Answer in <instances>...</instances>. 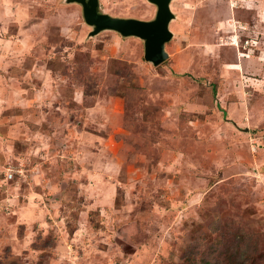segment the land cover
Returning a JSON list of instances; mask_svg holds the SVG:
<instances>
[{
	"label": "rangeland",
	"instance_id": "374dc122",
	"mask_svg": "<svg viewBox=\"0 0 264 264\" xmlns=\"http://www.w3.org/2000/svg\"><path fill=\"white\" fill-rule=\"evenodd\" d=\"M66 1L0 0V264H264V0H173L158 67Z\"/></svg>",
	"mask_w": 264,
	"mask_h": 264
},
{
	"label": "water",
	"instance_id": "95a60500",
	"mask_svg": "<svg viewBox=\"0 0 264 264\" xmlns=\"http://www.w3.org/2000/svg\"><path fill=\"white\" fill-rule=\"evenodd\" d=\"M148 1L157 7L155 18L148 21L111 16L101 9L100 0H67L66 2L82 7L84 21L92 28L91 37L104 31H113L124 38H138L144 43L145 60L158 67L169 57L166 44L173 39L170 25L176 16L171 7L173 0Z\"/></svg>",
	"mask_w": 264,
	"mask_h": 264
},
{
	"label": "trees",
	"instance_id": "16d2710c",
	"mask_svg": "<svg viewBox=\"0 0 264 264\" xmlns=\"http://www.w3.org/2000/svg\"><path fill=\"white\" fill-rule=\"evenodd\" d=\"M219 249H217V248L212 249L213 258L222 257L223 253H221V250H219ZM210 258L209 259L205 258V261L202 262L201 264H213L214 261H212V259H210ZM255 259H256V254H255L254 250L247 248V250L240 251L239 255L236 256V259H234V258L229 259L228 258V262H229V264H250Z\"/></svg>",
	"mask_w": 264,
	"mask_h": 264
},
{
	"label": "built area",
	"instance_id": "2783aa9c",
	"mask_svg": "<svg viewBox=\"0 0 264 264\" xmlns=\"http://www.w3.org/2000/svg\"><path fill=\"white\" fill-rule=\"evenodd\" d=\"M15 174H16L15 171L10 169L9 172L7 173V177L12 179L14 178Z\"/></svg>",
	"mask_w": 264,
	"mask_h": 264
},
{
	"label": "crops",
	"instance_id": "0c3cea01",
	"mask_svg": "<svg viewBox=\"0 0 264 264\" xmlns=\"http://www.w3.org/2000/svg\"><path fill=\"white\" fill-rule=\"evenodd\" d=\"M264 3L262 2V5H263ZM255 7H256V5H254Z\"/></svg>",
	"mask_w": 264,
	"mask_h": 264
}]
</instances>
